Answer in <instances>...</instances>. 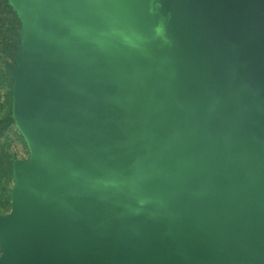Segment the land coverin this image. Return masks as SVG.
Listing matches in <instances>:
<instances>
[{"label": "water", "instance_id": "1", "mask_svg": "<svg viewBox=\"0 0 264 264\" xmlns=\"http://www.w3.org/2000/svg\"><path fill=\"white\" fill-rule=\"evenodd\" d=\"M48 2L0 264H264V0Z\"/></svg>", "mask_w": 264, "mask_h": 264}, {"label": "rangeland", "instance_id": "2", "mask_svg": "<svg viewBox=\"0 0 264 264\" xmlns=\"http://www.w3.org/2000/svg\"><path fill=\"white\" fill-rule=\"evenodd\" d=\"M48 1L0 0V217L14 214L20 170L33 155L23 100L30 84H41L46 56L52 52L48 43L53 12ZM118 7L120 3L114 5ZM77 71L74 68L72 74ZM65 73L61 66L50 77H63ZM72 74L68 77L73 79ZM40 102L36 101L35 107L42 125L46 117ZM6 229L7 224L0 223V234ZM3 253L0 241V259Z\"/></svg>", "mask_w": 264, "mask_h": 264}, {"label": "bare ground", "instance_id": "3", "mask_svg": "<svg viewBox=\"0 0 264 264\" xmlns=\"http://www.w3.org/2000/svg\"><path fill=\"white\" fill-rule=\"evenodd\" d=\"M26 115H27V118H28V124H29V121H30V113L29 111L26 109ZM28 130V129H27Z\"/></svg>", "mask_w": 264, "mask_h": 264}]
</instances>
